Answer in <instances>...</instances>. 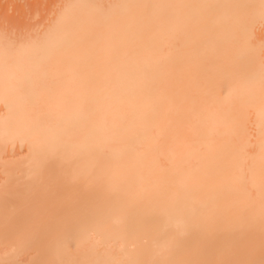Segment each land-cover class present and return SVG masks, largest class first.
<instances>
[{"label": "bare ground", "instance_id": "bare-ground-1", "mask_svg": "<svg viewBox=\"0 0 264 264\" xmlns=\"http://www.w3.org/2000/svg\"><path fill=\"white\" fill-rule=\"evenodd\" d=\"M52 4L0 24V264H264V0Z\"/></svg>", "mask_w": 264, "mask_h": 264}, {"label": "rangeland", "instance_id": "rangeland-1", "mask_svg": "<svg viewBox=\"0 0 264 264\" xmlns=\"http://www.w3.org/2000/svg\"><path fill=\"white\" fill-rule=\"evenodd\" d=\"M0 1L3 2V0H0ZM20 1L18 0V2H15V4H17L16 6H10V5L8 6L6 4V2H8V1L4 2L8 6L7 9L5 7L3 8L4 4L0 3V24L3 25V28L7 26L8 31H9V28L12 29V31L10 30V32H13V30L18 31V30H20V28L24 29L26 31L27 27L32 28L33 24H35V26H36L37 22L35 23L34 21H38V20H41L43 18V16H41V14L43 12H41V11L45 10V12H46V13H44L45 15L42 14V15H44V17L46 16V14H49V13L51 14L52 10L54 9V8L52 9V5H54L52 3H54L55 0L51 1L50 2L51 4H49V0L48 1H45V0H20ZM19 2L21 3V5ZM18 3H19V5H18ZM1 5H3V6H1ZM1 7H2V9H1ZM33 9H37L38 11L40 10L39 13H40L41 19L38 18L36 20V18H37L36 17L33 20V18L36 15V14L34 15L33 11H35V13L37 11V10H33ZM46 9H48L50 12L48 13V11H46ZM39 13L37 12V14H39ZM51 15H53V14H51ZM31 16H33V17H31ZM29 19H32L34 23H32V21ZM29 22L32 24V26H31V24H29ZM26 23H28L27 24L28 26H26ZM39 23H40V21L38 22V24ZM1 25H0V27H1ZM23 26H24V28H23ZM25 26H26V28H25ZM35 26H33V27H35ZM36 27L39 29L38 25ZM3 28L1 27L2 30H4ZM24 30L23 31L20 30V32L22 31L20 35H22L25 32ZM12 34H15V33H12ZM15 35H17V33ZM18 35H19V33H18Z\"/></svg>", "mask_w": 264, "mask_h": 264}]
</instances>
